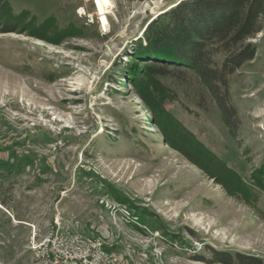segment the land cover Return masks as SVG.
I'll use <instances>...</instances> for the list:
<instances>
[{"label":"rangeland","instance_id":"1","mask_svg":"<svg viewBox=\"0 0 264 264\" xmlns=\"http://www.w3.org/2000/svg\"><path fill=\"white\" fill-rule=\"evenodd\" d=\"M111 1L103 24L94 0H0V264H36L56 215L123 264L264 259V27L230 76L234 137L190 70L145 74L178 0Z\"/></svg>","mask_w":264,"mask_h":264},{"label":"trees","instance_id":"2","mask_svg":"<svg viewBox=\"0 0 264 264\" xmlns=\"http://www.w3.org/2000/svg\"><path fill=\"white\" fill-rule=\"evenodd\" d=\"M263 27L264 0H178L147 25L143 51L151 57L146 60L145 74L151 79L171 76L180 80L190 78V70L236 137L239 118L230 102V76L254 58L256 45L249 38ZM199 259L264 264L263 258L241 252L214 250L210 258Z\"/></svg>","mask_w":264,"mask_h":264},{"label":"built area","instance_id":"3","mask_svg":"<svg viewBox=\"0 0 264 264\" xmlns=\"http://www.w3.org/2000/svg\"><path fill=\"white\" fill-rule=\"evenodd\" d=\"M56 216L42 234L32 226L29 250L36 264H123L113 252L106 249L105 241L100 236L93 235V241L83 242L69 234L68 226L63 237L54 238ZM62 245H69V254L58 253V246ZM80 247H87V254H80Z\"/></svg>","mask_w":264,"mask_h":264},{"label":"bare ground","instance_id":"4","mask_svg":"<svg viewBox=\"0 0 264 264\" xmlns=\"http://www.w3.org/2000/svg\"><path fill=\"white\" fill-rule=\"evenodd\" d=\"M98 14L100 15L99 20L103 24L108 23L107 13H109V7L111 5V0H94ZM51 222L48 224L50 226ZM69 226V234L78 237L83 242L93 241V236L86 235L77 230L79 228V221L75 218H71L68 224L63 223L60 216H56L53 224V234L54 238H61L66 234V229ZM58 253L69 254V245L58 246ZM80 254H87V247H80Z\"/></svg>","mask_w":264,"mask_h":264},{"label":"crops","instance_id":"5","mask_svg":"<svg viewBox=\"0 0 264 264\" xmlns=\"http://www.w3.org/2000/svg\"><path fill=\"white\" fill-rule=\"evenodd\" d=\"M106 247V249H108V247L107 246H105Z\"/></svg>","mask_w":264,"mask_h":264}]
</instances>
